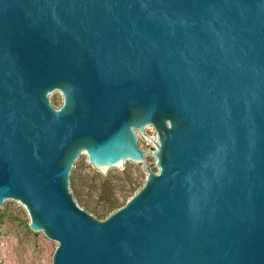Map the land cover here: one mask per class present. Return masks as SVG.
Instances as JSON below:
<instances>
[{
  "label": "water",
  "instance_id": "95a60500",
  "mask_svg": "<svg viewBox=\"0 0 264 264\" xmlns=\"http://www.w3.org/2000/svg\"><path fill=\"white\" fill-rule=\"evenodd\" d=\"M160 169L105 220L86 154ZM53 264H264V0H0V212Z\"/></svg>",
  "mask_w": 264,
  "mask_h": 264
},
{
  "label": "rangeland",
  "instance_id": "374dc122",
  "mask_svg": "<svg viewBox=\"0 0 264 264\" xmlns=\"http://www.w3.org/2000/svg\"><path fill=\"white\" fill-rule=\"evenodd\" d=\"M138 136L147 151L145 163L103 170L91 163L86 154L76 169L73 185L76 203L97 220L107 219L126 205L144 187L149 173L160 170L153 155L156 130ZM30 223L31 217L19 201L0 212V264H53L58 245L46 234H38Z\"/></svg>",
  "mask_w": 264,
  "mask_h": 264
},
{
  "label": "trees",
  "instance_id": "16d2710c",
  "mask_svg": "<svg viewBox=\"0 0 264 264\" xmlns=\"http://www.w3.org/2000/svg\"><path fill=\"white\" fill-rule=\"evenodd\" d=\"M114 207H115V206H113V208H114ZM113 208H112V209H113Z\"/></svg>",
  "mask_w": 264,
  "mask_h": 264
}]
</instances>
